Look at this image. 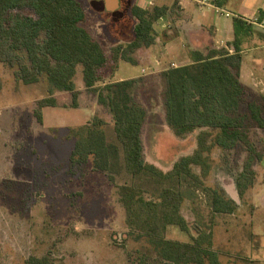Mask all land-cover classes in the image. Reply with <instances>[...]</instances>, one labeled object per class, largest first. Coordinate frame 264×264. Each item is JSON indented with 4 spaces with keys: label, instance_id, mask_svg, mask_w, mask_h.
Segmentation results:
<instances>
[{
    "label": "rangeland",
    "instance_id": "rangeland-1",
    "mask_svg": "<svg viewBox=\"0 0 264 264\" xmlns=\"http://www.w3.org/2000/svg\"><path fill=\"white\" fill-rule=\"evenodd\" d=\"M78 1L87 15L83 26L107 52L133 40L137 20L131 12L132 0H121L117 12L106 11L100 0ZM134 57L138 65L121 61L112 78V70L104 72V80L140 81L133 94L147 112L142 135L145 159L168 172L180 158L194 152L200 133L180 138L166 122L161 74L172 63L182 62L162 53L160 46L151 54L142 49ZM0 80V264H28L33 257L46 258L49 264H139L142 256L156 257L146 240L137 241L131 235L125 208L107 174L94 171L92 160L81 165L70 160L72 128L95 117L104 119L111 131L114 124L109 108L87 88L82 66L74 79L79 92L76 106L71 92L56 90L51 95L46 76L38 83L25 84L16 79L14 69L0 63ZM262 96L264 93L248 92L242 111L246 112L251 99L264 109ZM47 97H55L57 106L45 107L44 120L39 122L35 115L38 101ZM249 127L252 142L264 156V131L254 123ZM246 159L244 146L232 151L215 148L211 172L205 179L208 187L221 186L239 204L234 214L212 215L207 194L201 189L189 194L182 206L194 235L212 232L213 248L222 264H264V158L253 165L255 186L240 198L233 174L243 169ZM129 180L123 174L117 183ZM166 237L191 240L175 225L168 227Z\"/></svg>",
    "mask_w": 264,
    "mask_h": 264
},
{
    "label": "trees",
    "instance_id": "trees-1",
    "mask_svg": "<svg viewBox=\"0 0 264 264\" xmlns=\"http://www.w3.org/2000/svg\"><path fill=\"white\" fill-rule=\"evenodd\" d=\"M171 10L168 5L148 9L133 5L131 12L137 20L134 38L109 53L83 26L87 15L78 0H0V63L14 69L16 79L25 84L38 83L46 76L49 93L71 92L75 106L79 92L74 79L82 66L87 88L109 108L114 124L111 131L104 119L95 117L72 128L70 160L74 165L92 160L94 171L106 173L117 189L131 235L137 241L146 240L156 252V257L142 256L139 264H222L213 248L212 232L194 235L182 215V206L189 194L201 189L207 194L212 215H232L238 210L239 204L221 186L206 185L215 148L232 151L244 146L247 159L243 169L235 175L231 168L227 171L234 176L240 198L255 186L253 165L264 156L248 130L254 123L264 131V109L251 99L246 112L242 111L247 93L255 92L239 79L241 55L217 48L194 50L189 63L161 74L169 128L180 138L200 131L194 152L180 158L168 172L145 159L142 135L147 112L133 94L140 81L104 80V72L112 70V78L121 61L138 64L134 54L156 44L159 34L154 25ZM239 24L241 21L235 20L236 29ZM56 106L55 97L38 101V121L43 122L45 107ZM123 174L130 180L119 185L118 177ZM171 225L188 233L191 240L168 239L166 232ZM28 264L49 263L46 258L33 257Z\"/></svg>",
    "mask_w": 264,
    "mask_h": 264
},
{
    "label": "crops",
    "instance_id": "crops-1",
    "mask_svg": "<svg viewBox=\"0 0 264 264\" xmlns=\"http://www.w3.org/2000/svg\"><path fill=\"white\" fill-rule=\"evenodd\" d=\"M203 1L132 0V6L138 5L145 9L154 5H168L172 8L169 14L155 23L159 38L156 44L145 48V53L151 54L160 46L162 53L186 64L190 62L191 51L207 52L210 48L227 50L220 46L224 42L227 47L234 49L233 54L241 55L239 79L242 84L252 92L264 93V30L251 23L255 19L264 21V0ZM218 11L229 13L230 16ZM235 20L241 21L238 29L235 28ZM156 63L154 68L158 66ZM142 71L145 72V69ZM124 79L128 78L115 80Z\"/></svg>",
    "mask_w": 264,
    "mask_h": 264
},
{
    "label": "built area",
    "instance_id": "built-area-1",
    "mask_svg": "<svg viewBox=\"0 0 264 264\" xmlns=\"http://www.w3.org/2000/svg\"><path fill=\"white\" fill-rule=\"evenodd\" d=\"M206 2H207V0H204L202 3H206ZM218 12H220V14H222V15L225 14L226 16H230L229 13H224L222 11H218ZM251 23L253 25L257 26L258 28H261V29L264 30V21H260L258 19H255ZM220 46L226 48L230 54H233L234 53V49L233 48H230V47H227V45L224 42H221L220 43ZM171 66L173 68V67H178L179 65H177L176 63H172Z\"/></svg>",
    "mask_w": 264,
    "mask_h": 264
},
{
    "label": "water",
    "instance_id": "water-1",
    "mask_svg": "<svg viewBox=\"0 0 264 264\" xmlns=\"http://www.w3.org/2000/svg\"><path fill=\"white\" fill-rule=\"evenodd\" d=\"M104 1L106 11L108 12H116L118 9H120V0H100Z\"/></svg>",
    "mask_w": 264,
    "mask_h": 264
},
{
    "label": "flooded vegetation",
    "instance_id": "flooded-vegetation-1",
    "mask_svg": "<svg viewBox=\"0 0 264 264\" xmlns=\"http://www.w3.org/2000/svg\"><path fill=\"white\" fill-rule=\"evenodd\" d=\"M106 10V9H105Z\"/></svg>",
    "mask_w": 264,
    "mask_h": 264
}]
</instances>
